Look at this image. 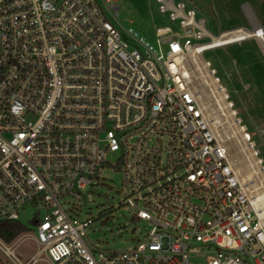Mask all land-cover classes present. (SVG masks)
I'll return each instance as SVG.
<instances>
[{
	"label": "built area",
	"instance_id": "obj_1",
	"mask_svg": "<svg viewBox=\"0 0 264 264\" xmlns=\"http://www.w3.org/2000/svg\"><path fill=\"white\" fill-rule=\"evenodd\" d=\"M117 1L0 0V222L20 224L26 204L40 213L0 239V262L264 264V224L191 86L190 54L216 36L182 0H153L168 25L150 44L116 22ZM106 172L147 225L121 251L89 248L94 219L78 218ZM26 240L37 250L20 261Z\"/></svg>",
	"mask_w": 264,
	"mask_h": 264
},
{
	"label": "rangeland",
	"instance_id": "obj_2",
	"mask_svg": "<svg viewBox=\"0 0 264 264\" xmlns=\"http://www.w3.org/2000/svg\"><path fill=\"white\" fill-rule=\"evenodd\" d=\"M95 1L100 2V0ZM182 1L190 8L193 7L190 2H196L199 8L204 10L202 16L206 22L205 29L212 36L221 34L220 32L227 28L236 27L226 32L236 29L251 31L254 25L264 27V0ZM116 5H118V14L115 20L120 27L131 29L138 37L150 44L155 43V29L168 25L166 20L157 14L153 0H118ZM196 59L200 61L199 63L208 64L206 70L210 72L211 79L214 81V78H217L218 84L225 89L233 105L230 110L235 113V120H239L237 126L239 129L243 127L254 142V150L258 153L254 158L259 162V168L263 170L264 175V143L260 136L264 132V49L261 43L250 38L204 52ZM189 63L192 71L191 86L203 95L202 100L200 97L199 99L207 120L211 124L214 123L213 121L219 122L213 125L215 135L226 147L227 157L239 181L245 182L248 177L250 178L251 181L249 180L246 187L253 195L254 189L261 187L262 183L257 176H253L251 165L254 163V158L249 154L251 149L242 141L240 132L218 116L219 111L207 96L208 88L203 84L204 70L201 74L191 61ZM212 71L213 76H211ZM101 179L99 185L93 186L92 190L83 195L82 201L77 203L78 218L94 219L91 226L85 230L89 248L121 251L132 246L135 239H141L144 234L142 230L147 225L133 220L128 208L120 206L122 194L118 191L119 175L106 172L101 174ZM39 216L40 213L33 204H26L17 211L18 221L24 230L33 231L32 221ZM36 250L34 244L26 240L15 247L13 254L20 261H25ZM1 260L3 264H9L4 259ZM37 264L47 263L39 261Z\"/></svg>",
	"mask_w": 264,
	"mask_h": 264
},
{
	"label": "bare ground",
	"instance_id": "obj_3",
	"mask_svg": "<svg viewBox=\"0 0 264 264\" xmlns=\"http://www.w3.org/2000/svg\"><path fill=\"white\" fill-rule=\"evenodd\" d=\"M254 28L255 29H253V31H244L242 29H236V30H234V32L231 31V32L235 33L233 35L235 38H233V39L231 38L233 36H231V37L228 36V32L221 33L218 36L214 37L210 43L205 44L204 47L199 46L197 50L192 51L190 54V57H189L190 61L196 66V69L198 68L197 70L200 71L201 74H203V72H202L203 70L205 72V75H202L203 78H205V81H203V84L206 88H208L207 96L211 99L210 101H212L215 108L219 111L218 116H221L222 118H224L228 122V124L230 126L232 125V127L234 126L238 132H240V129L237 126L238 120L237 121L235 120L234 112L228 109L227 104L223 100V94L221 92L222 87L219 85H216L214 83V81L210 77V72H208L206 70V64H204L203 62L199 63L200 61L198 62L196 57H200L198 52L202 49L212 48V47H216V46L222 47V46L229 44L230 42L244 41L248 38H255L256 40H258L261 43L262 49H264V37L262 36L261 38H259V36L261 35V32H262V29H260V27H258L256 25H254ZM258 28L261 30V32H259ZM254 33H256V35ZM201 64L203 65V67H201ZM196 93L199 95L200 99L202 100V96H203L202 93H200L199 91H196ZM213 122L214 123H212V125H214V124L217 125L219 123L216 121H213ZM248 148L251 149L249 146H248ZM249 154H251V156H250L251 158H254V154H252L251 150H250ZM253 161H254V163H253V165H251V168L254 171L253 176H257L258 179L261 180L262 186H264L263 170L261 168H259V162L256 161L255 158ZM249 180H250V178L248 177L245 182L240 181V182H242L244 187L247 189V191H249L248 188L246 187L249 184ZM262 186L254 189V191L252 193H255V194H253V195H251V193L249 191V193H250L249 200H250V203L252 205V209H253L254 213L256 214V216L258 217L260 222L264 224V187H262Z\"/></svg>",
	"mask_w": 264,
	"mask_h": 264
},
{
	"label": "trees",
	"instance_id": "obj_4",
	"mask_svg": "<svg viewBox=\"0 0 264 264\" xmlns=\"http://www.w3.org/2000/svg\"><path fill=\"white\" fill-rule=\"evenodd\" d=\"M24 231L17 222H0V239L5 243H10Z\"/></svg>",
	"mask_w": 264,
	"mask_h": 264
},
{
	"label": "crops",
	"instance_id": "obj_5",
	"mask_svg": "<svg viewBox=\"0 0 264 264\" xmlns=\"http://www.w3.org/2000/svg\"><path fill=\"white\" fill-rule=\"evenodd\" d=\"M190 5H192L193 7H195V8H193L192 7V9L195 11V13H196V15L199 17V18H202L203 19V21H204V25H205V18L202 16L203 15V13H204V10L202 9V8H199L200 6L196 3V2H190ZM258 25H259V23H258ZM254 27V26H253ZM259 27H260V29H264V27H261V25H259ZM234 28H236V27H234ZM234 28H227V29H225V30H223L222 32H220V33H223V32H226V31H229V30H233ZM264 31V30H263ZM261 71V70H260ZM262 73H263V71H261ZM223 88V87H222Z\"/></svg>",
	"mask_w": 264,
	"mask_h": 264
},
{
	"label": "water",
	"instance_id": "obj_6",
	"mask_svg": "<svg viewBox=\"0 0 264 264\" xmlns=\"http://www.w3.org/2000/svg\"><path fill=\"white\" fill-rule=\"evenodd\" d=\"M0 264H2V263L0 262Z\"/></svg>",
	"mask_w": 264,
	"mask_h": 264
}]
</instances>
